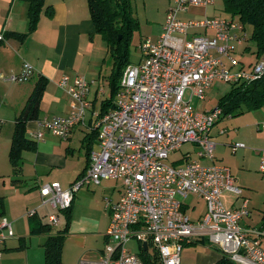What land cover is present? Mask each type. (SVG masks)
<instances>
[{"label":"built area","instance_id":"1","mask_svg":"<svg viewBox=\"0 0 264 264\" xmlns=\"http://www.w3.org/2000/svg\"><path fill=\"white\" fill-rule=\"evenodd\" d=\"M213 3L173 0L160 35L154 40L143 39L140 62L124 68L114 106L101 115L91 112L92 122L87 127L97 130V139L84 174L65 191L58 182L38 186L42 205L54 211L47 215L52 228L60 224L56 212L71 206L79 187L99 185L102 180L121 181L119 199H105L110 211L105 235L108 243L98 260L78 264H144L138 254L126 248L131 240L138 241L140 248L145 243L147 250L150 245L160 264H180L185 247L200 241L217 248L233 264H264L262 226L242 225L250 213L248 200L229 167L213 163L216 144L211 130L222 115L221 109L200 113L191 97L185 99L190 90L192 97L204 100L215 80L238 84L264 74V54L250 63L248 70L234 57L236 47L247 40L244 25L234 17L188 22L177 18L189 6ZM32 74V67L23 64L20 73L8 79L22 82ZM58 87L73 100L68 114L33 120L36 128L26 130L28 139L43 141L49 133L66 141L76 126H85L92 108V89L104 94L96 80L79 76L62 77ZM259 128L264 129V123ZM224 132L220 130V134ZM185 143L195 146L198 160L212 164L201 165L198 160H189V155L177 161L181 162L178 165L166 164L170 154ZM244 148L238 142L231 145L233 152ZM258 166V172L264 174V151L259 154ZM225 192L240 200L238 207L224 208L221 195ZM189 195L204 202L205 213L196 220H191L183 210L188 205L180 201ZM0 231V242L13 237L5 219L0 222Z\"/></svg>","mask_w":264,"mask_h":264},{"label":"rangeland","instance_id":"2","mask_svg":"<svg viewBox=\"0 0 264 264\" xmlns=\"http://www.w3.org/2000/svg\"><path fill=\"white\" fill-rule=\"evenodd\" d=\"M172 3L173 0H130L129 4L131 6L132 16L137 22V28L132 31L130 40L123 44L128 65H137L140 62L142 55L140 54L139 47L143 39L149 37L154 40L160 35L166 12ZM213 17H231L224 10L222 0H214L212 5L206 7L197 5L189 6L186 12L177 15V18L184 22L204 20ZM235 20L238 19L235 18ZM245 32L247 40L242 46L236 47L234 57L243 63V66L248 70V65L255 61L256 49L254 43L250 40L251 27L249 25H245ZM197 33L201 34L202 32L197 30ZM102 47L103 50L93 51L91 55H88L90 53L88 51L84 56L82 62L83 69L88 74H71V72L63 68L58 73L59 80L64 76L70 78L79 76L88 80H96L97 84L105 90V96L109 97V76L114 69V61L111 54L108 53L105 44ZM37 50L38 53L42 52L40 48ZM84 50L85 44L82 45L79 57L83 56ZM87 61L89 64L91 63L90 65L92 67L96 66L95 70L85 68ZM123 68L119 71L117 81L121 76ZM16 74L11 75L14 76ZM11 75L6 76L5 80L8 81ZM32 76L22 82L8 81L11 84H20L21 86L1 85L0 82V94L5 90L4 88L15 91L17 88L24 87L25 90L29 91L36 80V76ZM46 79L47 82H50L48 78ZM231 87L232 85L230 83L227 84V82L215 80L210 89L205 92L204 100L192 97L190 90L185 92V99L191 97L193 107L200 113L202 111L215 110L220 98L229 92ZM24 100L25 98L21 104L16 102L18 103L17 107L19 106L17 111L14 109L15 106H11L14 105V102L13 104L8 103L5 106L4 104H0V195L4 200V215L0 218V222L5 219L11 225V230L14 235L0 242V264H43V248L41 244L43 243L44 237H32L28 232L29 223L32 219L47 224V215L54 213V211L49 206L42 205L39 191L34 186V180L38 177L42 181V184L58 182L62 190H68L71 184L76 182L84 174L83 165L86 161L85 151L81 146V139L85 132L83 127L76 126L72 131L74 133L72 134L71 140L66 142L46 133L44 141L37 142L36 151L41 146L40 150L43 153L55 156L57 158L56 162H62V164L57 167L51 166V168L45 165L37 168L32 163L33 154L36 151H24L22 152V159L20 160L22 162L21 173L17 177L18 181H14L13 168L11 163H9L7 148L9 147V138L11 136L14 117L19 109H21ZM99 104H97V108ZM258 110H248L243 107L242 113L238 115L230 114L225 117H220L211 130V137L216 144L213 163L229 167L228 169L232 177L242 188L243 196L248 200L247 209L250 211V217H246L242 225L248 224L253 227L262 226L264 230V174L258 172L257 168L259 166L257 159L253 158L250 162H245L243 150L233 152L230 148L231 143H242L245 149L254 151L253 157H255V151L259 149L260 144L253 139L251 129H245V126H248L250 121L255 119ZM42 114L43 111L40 106V115ZM255 123L253 126L254 130H256L257 125ZM219 130H225L226 133L228 132V135L215 136ZM4 143L5 150H3ZM196 151L195 146L185 143L179 150L170 154L165 163L173 164L186 157V155H189V160H198L195 154ZM262 151H264V148H262ZM2 162H5V168L2 166ZM63 162L65 163L63 164ZM180 163L177 162L174 165ZM199 163L206 166L212 164L203 159ZM121 185L120 180H102L99 185H83L74 193L69 215L71 228L64 240L61 254L63 264H78L80 261L90 262L98 259V252L103 250L105 246L103 243V235L108 229L107 217L105 215L106 221H104L101 215L104 210L103 206L107 199L112 202L118 200L123 192V186ZM234 200L235 195L232 193L226 192L221 195V202L225 209H228ZM180 201L184 204L195 205L193 211L189 209L186 212L192 219H196L199 214L205 211L203 201L196 199L192 195H189L185 199H180ZM30 213H34L31 218H29ZM56 213L59 215L60 224L58 227L47 228L46 233L57 234L59 231L64 230L67 220L66 216L63 211H57ZM1 233L7 237L5 230H2ZM140 247L141 245L136 240H131L126 245V248L136 255L140 254ZM262 247L264 250V241L262 242ZM152 251L153 248L148 245V253L150 255ZM181 259L182 264H194V256L192 255L186 256L183 254L181 255Z\"/></svg>","mask_w":264,"mask_h":264},{"label":"crops","instance_id":"3","mask_svg":"<svg viewBox=\"0 0 264 264\" xmlns=\"http://www.w3.org/2000/svg\"><path fill=\"white\" fill-rule=\"evenodd\" d=\"M86 5H87L86 0H45V3L39 15V19L37 21L38 24L36 29L32 33L28 34L25 37V39L21 40L17 37V34L28 33V18H27V12L29 8L28 0H0V34L3 37V41L0 42L1 85L9 84V85L21 86L20 84H11L10 82H8L9 80L8 81L5 80V77L16 73L18 75L24 63L28 64L33 68L32 75L34 77L35 76L37 77L38 75H42L45 78H48L50 82H47L48 84L46 85V88L44 90L40 102V106L43 111V114L40 115V117L47 115L49 117H60L68 114L70 105L73 103V100L63 90H61L58 87V80H59L58 73L60 72V69L65 68V70L71 72V74H75V73L88 74V72H85L83 69L82 62L84 56L88 53V51H90L88 55H91L93 54V51L97 52L99 50H103L102 46H104V42L101 40V37L97 35L94 31V26L90 20L88 7ZM48 6H50L52 9V14L50 16L47 14L49 12L47 10ZM83 44H85L84 54L83 56L79 57ZM38 48H40L42 52L38 53L37 50ZM245 49H247V47H245ZM90 64L87 61L85 63V68L89 70H95L96 66L92 67ZM98 86L100 85L98 84ZM4 89L5 90L2 92V94H0V104H4L5 106L8 103L13 104L14 102V105L11 106H15L14 109L15 111H17V108L19 107V106L17 107V104L18 103L21 104L24 98L26 100L32 88L29 91L25 90L24 87L17 88V90L15 89V91L6 90V88ZM105 95H106L105 90H104V94L100 96L99 94H97L96 87L92 89V92L89 96V101L92 103V108L90 112L89 111L87 112L88 114L86 115L85 126L83 125L77 126V127L81 126L85 129L83 137L87 133L91 132L87 127L90 124V122H92L91 112L93 110L99 112L101 108V102L103 103L104 100L110 99V94L109 97H106ZM97 104H99L98 108H97ZM19 111L16 113L14 120L17 114L19 113ZM254 122H256L255 124H257L256 130H254L253 127ZM262 122H264V105L261 108H259L258 112L256 113L255 119L253 121H250V124L248 126H245V129H251L253 139L255 141H258V143L260 144L259 149L255 151V157H253L254 151H249L245 148L238 149L235 151V152L241 150L244 151L243 154H244L245 162H250L251 159L253 158L259 161V154L262 151V148H264V129L259 128ZM28 124L26 126V130H28V128L29 129L36 128L34 121H31ZM12 129H13V125H12ZM73 133L70 134L69 138L66 141L71 140ZM225 134L228 135V132L227 133L224 132L223 134H220V130H219L217 131L215 136H224ZM10 138H9V146H10ZM94 144L92 145L94 146ZM232 144L233 143H231V145ZM40 149L41 146L39 150ZM3 150H5V143L3 145ZM39 150L33 154V160H32L33 161L32 163L37 168L43 165L51 168V166L57 167L60 166V164H62V162H56L57 158L55 156L50 154H45L41 150L40 151ZM0 156H1V144H0ZM64 163L65 162H63V164ZM85 164L86 166H88L86 162ZM85 164L83 165V168L86 167ZM0 166H1V162H0ZM2 166L5 168V162H2ZM40 184H42V181L39 180L38 177H36V179L34 180V186L38 190H39L38 186ZM0 197L2 196L0 195ZM37 197L39 198L38 194ZM196 199L201 200L198 197H196ZM239 204H240V200L235 196V200L231 203L228 209L236 208L239 206ZM187 205L188 206L183 207V210L185 212H187V210L189 209L190 211H193L195 209L194 204L192 205L187 204ZM103 209L104 210L101 214L103 216L102 219L106 221V217H107L108 220L107 228H108L110 211L108 208H106L105 203ZM204 210H205V206H204ZM204 213L205 211L199 214L196 219H198ZM248 217H250V213ZM196 219L191 218V220H196ZM70 228H71V223L69 224V228L67 229L68 230L67 234L69 233ZM105 235L106 233L103 235L104 244L108 243ZM31 236L44 237L43 243L47 238L46 234L31 235ZM43 243L41 244V247ZM101 252L102 250L98 252V256H97L98 259L100 258L99 256L101 255ZM183 254L186 256L187 255L194 256V264H215L224 256L217 248L210 246L206 241H200L196 245L186 246L182 252V255ZM180 264H182V259Z\"/></svg>","mask_w":264,"mask_h":264},{"label":"trees","instance_id":"4","mask_svg":"<svg viewBox=\"0 0 264 264\" xmlns=\"http://www.w3.org/2000/svg\"><path fill=\"white\" fill-rule=\"evenodd\" d=\"M224 10L237 18L244 27L249 25L251 27L250 40L255 45L256 58L264 54V0H222ZM45 0H28L29 8L27 12L28 18V33L17 34L21 40L32 33L38 24L39 15L43 8ZM90 20L94 26V31L101 37L104 42L108 53L113 58V70L109 76L110 86V99L101 102L100 115L112 108L114 105V98L119 88V71L127 64V55L123 47L124 43L130 40L132 31L137 28V22L132 16L130 0H86ZM49 11L47 14H52L50 6L47 7ZM123 68V70H124ZM47 85V79L38 75L33 84V87L27 96L22 108L17 114L14 122L10 146L8 150L9 163L13 168L14 181H18L17 177L21 173L22 152L36 151V141H32L26 136V126L29 122L40 118V102L42 95ZM232 87L229 92L225 93L218 102V108L221 109V117L230 114L238 115L242 113L243 107L248 110L259 109L264 105V74L250 82H242L238 84H231ZM97 139V130L94 129L87 133L81 140V146L85 150L86 163L89 161V153L92 144ZM86 166V164H85ZM87 167V166H86ZM84 168V170L86 169ZM84 172V171H83ZM4 200L0 197V218L4 215ZM72 204L69 208L63 210L66 216V225L64 230L59 231L57 234L46 233L47 228L50 226L40 221L32 220L29 223L30 235L46 234L47 238L44 241L43 248V264H63L62 263V248L65 236L68 232L70 222V212ZM33 217L30 215L29 218ZM195 242L191 245H196ZM148 253L141 248L138 254L144 264H160L159 257L155 250ZM215 264H233L228 258L223 256Z\"/></svg>","mask_w":264,"mask_h":264},{"label":"water","instance_id":"5","mask_svg":"<svg viewBox=\"0 0 264 264\" xmlns=\"http://www.w3.org/2000/svg\"><path fill=\"white\" fill-rule=\"evenodd\" d=\"M143 250L146 251L147 250V246L145 243H143Z\"/></svg>","mask_w":264,"mask_h":264}]
</instances>
